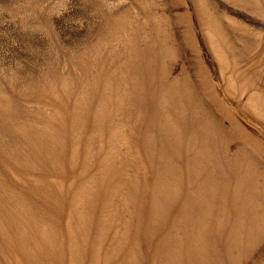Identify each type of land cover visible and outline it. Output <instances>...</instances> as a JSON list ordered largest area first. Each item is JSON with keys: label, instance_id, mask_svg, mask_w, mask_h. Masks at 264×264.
Returning <instances> with one entry per match:
<instances>
[{"label": "rangeland", "instance_id": "374dc122", "mask_svg": "<svg viewBox=\"0 0 264 264\" xmlns=\"http://www.w3.org/2000/svg\"><path fill=\"white\" fill-rule=\"evenodd\" d=\"M0 264H264V0H0Z\"/></svg>", "mask_w": 264, "mask_h": 264}]
</instances>
